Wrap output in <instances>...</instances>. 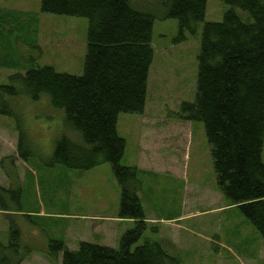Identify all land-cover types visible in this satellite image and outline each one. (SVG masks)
I'll return each mask as SVG.
<instances>
[{
	"label": "rangeland",
	"instance_id": "obj_1",
	"mask_svg": "<svg viewBox=\"0 0 264 264\" xmlns=\"http://www.w3.org/2000/svg\"><path fill=\"white\" fill-rule=\"evenodd\" d=\"M40 2L0 0V16L17 12L23 25L7 36L9 20L0 24V84L32 64L82 73L87 18L42 13ZM226 9L222 0H207L204 20L183 40H175L176 19H154L144 109L120 113L117 119V132L126 143L120 164L137 169L146 225L132 248L158 241L180 264H264L259 233L217 188L203 123L178 115L181 102L195 95L203 22L221 21ZM13 104L17 116L0 114V184L11 185L6 207L0 205V260L10 264L23 257L19 264H59L61 253L53 259L49 248L53 239L70 250L81 241L117 248L135 223L117 217L120 188L110 164L81 171L52 163L54 142L62 135L79 140V135L65 126L63 111L53 108L47 96L36 101L23 96ZM16 124L25 136L23 149L30 151L26 160L17 153Z\"/></svg>",
	"mask_w": 264,
	"mask_h": 264
},
{
	"label": "trees",
	"instance_id": "obj_2",
	"mask_svg": "<svg viewBox=\"0 0 264 264\" xmlns=\"http://www.w3.org/2000/svg\"><path fill=\"white\" fill-rule=\"evenodd\" d=\"M222 1L227 9L221 21L203 22L195 95L193 101L181 102L178 115L203 123L217 188L237 205L264 245V0ZM206 3L41 0L42 13L87 18L82 73L71 75L49 65L33 64L24 73L16 71L7 77L6 84H0V114L17 116L13 103L19 97L36 101L47 96L53 108L63 111L65 126L79 135V140L60 136L54 142L51 162L81 171L108 162L120 188L117 217L135 223L121 235L117 248L81 241L76 250H70L62 240H50L52 258L61 253L59 264H180L158 241L146 240L132 248L146 225L138 172L135 166L120 164L126 143L116 125L120 113L138 114L144 109L153 59L154 19H176L175 40H183L204 20ZM1 14L0 24L9 20L7 36L22 30L19 13ZM29 18L27 22L24 19L25 31L30 27ZM17 131V153L26 160L30 151L23 149L26 140L18 125ZM10 186L0 184L3 208ZM16 246L11 245L13 249ZM22 258L10 264H19ZM4 260L0 262L9 264Z\"/></svg>",
	"mask_w": 264,
	"mask_h": 264
}]
</instances>
